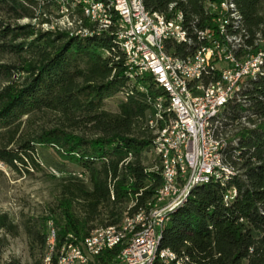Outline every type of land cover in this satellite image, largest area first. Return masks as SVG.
Returning a JSON list of instances; mask_svg holds the SVG:
<instances>
[{
  "label": "trees",
  "instance_id": "obj_1",
  "mask_svg": "<svg viewBox=\"0 0 264 264\" xmlns=\"http://www.w3.org/2000/svg\"><path fill=\"white\" fill-rule=\"evenodd\" d=\"M73 1L66 0V8L73 7L87 33L42 29L41 24L51 22V9L60 11L59 0H0V54L10 57L0 63L5 80L0 87V134L6 139L0 144V162L26 173L48 165L60 173L52 174L51 204L21 223L33 264H44L50 225L55 228L51 263L56 264L63 244L80 242L95 229L119 225L125 215L153 207L162 185L154 140L155 129L170 118L163 113L166 94L150 73L130 76L115 42V26L98 31ZM220 1L143 3L161 19L181 11L192 32L193 50L209 44L197 30L210 29L213 39H223L208 9ZM232 1L243 30L234 55L255 54L264 39V0ZM22 19L27 22L20 24ZM167 48L186 54L177 43ZM111 98L117 99L114 111L104 108ZM238 98L227 103L219 133L226 140L223 161L234 174L193 188L167 214L161 233L160 246L187 258L188 264H264V67L243 81ZM157 111L163 119L152 128L149 121ZM35 120L41 124L23 131ZM43 150H50L60 167ZM231 191L235 193L224 202ZM18 233L19 225L0 212V253ZM120 249H105L89 264H115ZM0 264L22 263L10 257Z\"/></svg>",
  "mask_w": 264,
  "mask_h": 264
},
{
  "label": "built area",
  "instance_id": "obj_2",
  "mask_svg": "<svg viewBox=\"0 0 264 264\" xmlns=\"http://www.w3.org/2000/svg\"><path fill=\"white\" fill-rule=\"evenodd\" d=\"M117 1L120 4L121 12L125 13L127 18V28H122L120 32H129V38L142 40L145 59H149V63L154 68V75L159 76L163 85L168 86V89L174 94V102L177 109L181 110L184 119V128L177 132L184 134L188 160H190V170H183L179 166L176 150L173 147L174 135L161 137L163 145L169 152V161L172 162L171 171L165 174L168 175L170 190L164 192L172 193V201H165L163 194L161 210L156 217L155 224L150 225L148 232L133 237L130 245L119 257H116L117 263H115L150 264L149 253L155 239L159 217L166 212V207L174 205L177 200L185 197V190L192 180L208 178V170L214 169V166L218 165L216 150L218 145L224 144V142H218V135L225 119L215 122V134H207L206 120H204V127H197V119H202L204 112L221 109L230 101L238 100V91H241L243 81L257 74V63L264 54V43L255 54L245 56V59H233V54H230V45L223 36L226 11H218L216 7L220 13L219 23H216L217 30L223 39H213L210 30V51L207 60L199 61L198 50L202 44L192 50V32L184 24L182 17L173 16L166 19L162 15L161 21H152L150 11L141 12L140 0ZM210 4L216 6V2ZM57 7L58 9H70ZM202 31H196L199 38H202ZM242 33L243 30L239 28L237 30L238 46L241 42ZM170 43H177L184 47L187 67H177V55L167 48V44ZM139 64L140 62L135 61L132 53V65ZM213 65H221L225 69V79H217L216 76H213ZM172 70L186 72V80L176 82L172 79ZM212 82L224 83V90L216 91V100H208ZM165 124L166 121L161 128L164 129ZM228 193H235V191ZM227 194L224 195L226 203L228 202ZM85 245H94V250L98 248L109 250L110 247H113L112 243L91 242L90 244H81L79 242V249H74L69 264H85L86 260L94 259L92 255H87L85 252Z\"/></svg>",
  "mask_w": 264,
  "mask_h": 264
},
{
  "label": "bare ground",
  "instance_id": "obj_3",
  "mask_svg": "<svg viewBox=\"0 0 264 264\" xmlns=\"http://www.w3.org/2000/svg\"><path fill=\"white\" fill-rule=\"evenodd\" d=\"M59 6L66 8V0H59ZM78 4L81 6L83 15L89 20L90 23H93L95 28L98 31H106L112 28L114 38L117 46L122 51L125 58V66L127 67V72L131 76L132 74H141V73H150L152 75L156 84L163 89L166 94L167 107L166 112L163 110V113H167L170 116L169 120L166 122L164 129H155V140H154V150L156 154L159 155L160 163L159 170L162 176V185L159 188L153 207L148 210L139 208L132 215H125L124 219L119 225L108 226L104 228H98L90 232V234L80 241L81 244H90L91 242H100V244L112 243L113 247L120 246L121 249L117 257L122 254L126 247L130 245L133 237L137 235H142L149 231L150 225H154L156 222V217L160 213L161 204L163 201V194L165 201H172V193H164L170 190V183L168 182V172L172 169V162L169 161V152L166 150L161 137H170L174 135L173 147L176 150V157L179 160V166L183 170H190V160H188V151L185 146L184 134L180 131L184 128V119L182 118V112L180 109H177V106L174 102V94L168 89V86H164L161 82V78L157 75H154V68L149 63V59H145V51L142 45L141 39L129 38V32H120L122 28H127V18L126 14L121 12L120 4L117 0H76L73 1L72 6ZM96 5V6H94ZM175 4L172 3L169 5V8L172 9ZM218 11H226V21L223 22V36L225 37L227 43L230 45V54H233V59H245V56L241 58L235 57L234 53L238 47L237 41V30L240 28V15L236 10V6L232 0H221L215 5H208V9L212 14V20L215 23H219L220 13ZM227 8V9H226ZM66 11L68 9H62ZM140 10L141 12H148L144 6L143 0H140ZM73 7L70 12L63 14L60 17V23L62 27H57L62 30H67L71 33H87L86 28H82L81 21L76 18L73 13ZM115 16L114 23L112 21V16ZM174 17H182L183 14L181 11H177ZM150 19L152 21H161V17H157L155 13L150 12ZM41 27H45L46 30L53 29L52 24L43 23ZM210 29H205L202 31V39H206L209 44H202L198 50V60L206 61L208 57V52L210 51ZM264 43V39L261 41ZM132 53L135 57V61L140 62L139 65H132ZM177 67H187V57L186 54L179 56L177 55ZM264 67V54L263 58L257 63V74ZM213 76H216L217 79H225V69L221 65H213ZM172 79L176 82H183L186 80V72L181 70H172ZM224 90L223 82H212L211 91L208 93V100H216V91ZM239 99V98H238ZM161 99L158 98L160 103ZM227 105V104H226ZM226 105H223L221 109L215 111L204 112L202 113V119H197V127H204V120L207 121V134H215L216 124L215 122L222 121L224 119V111ZM166 114V115H167ZM163 115L161 111H157L155 114V119L149 121L150 126L155 127V120L162 119ZM156 128V127H155ZM222 134L218 135V142H225ZM223 145H218L216 150V157L218 165L214 166V169L208 170V178L205 179H195L189 183V186L185 190V197L179 199L174 203V205L166 207V212L163 216L158 219V226L156 227L155 239L151 245V251L149 253L150 264H188L187 258L178 257L173 251L168 248L160 246L161 233L164 228V225L167 222V214L173 211L178 206L182 205L189 193L196 186L208 183L212 180H224L227 175L234 174V170L227 166L223 161L222 148ZM156 169V168H155ZM230 170V171H229ZM234 193L227 194V201L230 199L231 195ZM224 202L225 198H224ZM128 214V213H127ZM49 237H48V252L44 258L45 264L51 263V255L54 252V241H55V228L51 225L49 226ZM111 248V247H110ZM74 249H79V242H69L63 244L57 253L56 264H69L72 259ZM107 248H98L94 250V245H85V252L87 255H92L95 257L99 255L102 251ZM93 260H86L85 264H89Z\"/></svg>",
  "mask_w": 264,
  "mask_h": 264
},
{
  "label": "rangeland",
  "instance_id": "obj_4",
  "mask_svg": "<svg viewBox=\"0 0 264 264\" xmlns=\"http://www.w3.org/2000/svg\"><path fill=\"white\" fill-rule=\"evenodd\" d=\"M51 22L53 29L62 27L60 17L70 12L62 9H51ZM26 19L19 21L20 24L26 23ZM46 30L45 27H42ZM10 57L6 54H0V63L8 62ZM5 84V80L0 77V87ZM116 98L107 100L104 108L114 111L116 106ZM165 108V112H166ZM41 121L35 120L31 124H26L23 131H32ZM4 135L0 134V144L5 143ZM45 156L50 162L60 167L59 161L50 150H43ZM153 158L151 154L147 155V161ZM54 172V173H53ZM60 173L56 170L52 171L50 166H44L41 170L26 173L24 169H11L0 162V212H6L19 225V233L16 237H9L8 245L3 248L0 253V260L4 261L10 257L18 258L22 264H33L29 257L26 236L23 232L21 223L30 217L39 216L48 204L53 201L55 193V179ZM47 254V253H46ZM46 256V255H45ZM45 258V257H44ZM45 264V260L43 259Z\"/></svg>",
  "mask_w": 264,
  "mask_h": 264
}]
</instances>
